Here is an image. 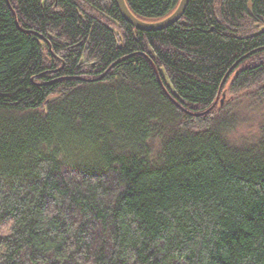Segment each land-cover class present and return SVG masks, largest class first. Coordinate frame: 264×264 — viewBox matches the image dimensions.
Returning <instances> with one entry per match:
<instances>
[{"label": "trees", "instance_id": "trees-1", "mask_svg": "<svg viewBox=\"0 0 264 264\" xmlns=\"http://www.w3.org/2000/svg\"><path fill=\"white\" fill-rule=\"evenodd\" d=\"M0 264H264V0H0Z\"/></svg>", "mask_w": 264, "mask_h": 264}, {"label": "water", "instance_id": "water-1", "mask_svg": "<svg viewBox=\"0 0 264 264\" xmlns=\"http://www.w3.org/2000/svg\"><path fill=\"white\" fill-rule=\"evenodd\" d=\"M116 3L120 10L121 15L123 16L124 20L127 23H129L139 31L151 33V32H161L167 30L168 28L174 26L180 20H182V18L184 17L187 11L190 0H181L179 6L172 14L156 22H146L137 18L130 10L126 0H116ZM224 101H225V96L222 100V104H224ZM217 103L218 101L215 104Z\"/></svg>", "mask_w": 264, "mask_h": 264}]
</instances>
